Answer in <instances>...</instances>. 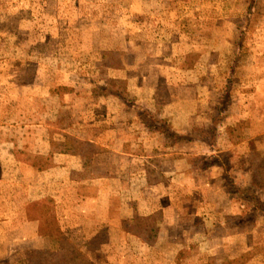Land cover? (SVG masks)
Here are the masks:
<instances>
[{
	"label": "rangeland",
	"instance_id": "374dc122",
	"mask_svg": "<svg viewBox=\"0 0 264 264\" xmlns=\"http://www.w3.org/2000/svg\"><path fill=\"white\" fill-rule=\"evenodd\" d=\"M0 264H264V0H0Z\"/></svg>",
	"mask_w": 264,
	"mask_h": 264
}]
</instances>
